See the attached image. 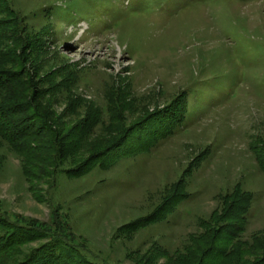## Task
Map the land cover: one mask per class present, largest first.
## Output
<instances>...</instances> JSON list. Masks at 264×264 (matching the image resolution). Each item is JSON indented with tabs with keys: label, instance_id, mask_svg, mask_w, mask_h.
Segmentation results:
<instances>
[{
	"label": "rangeland",
	"instance_id": "374dc122",
	"mask_svg": "<svg viewBox=\"0 0 264 264\" xmlns=\"http://www.w3.org/2000/svg\"><path fill=\"white\" fill-rule=\"evenodd\" d=\"M8 1L25 31L22 41H0V67L16 70L3 53L32 43L27 99L41 104L49 128L61 140L94 123L56 162L54 136L32 138L39 152L0 137V212L41 222L60 213L98 264H183L185 245L236 189L251 196L240 240L264 234L255 159L264 154V0ZM176 104L180 123L158 127L165 132L147 150L68 173L119 127ZM168 199L165 218L141 223Z\"/></svg>",
	"mask_w": 264,
	"mask_h": 264
},
{
	"label": "trees",
	"instance_id": "16d2710c",
	"mask_svg": "<svg viewBox=\"0 0 264 264\" xmlns=\"http://www.w3.org/2000/svg\"><path fill=\"white\" fill-rule=\"evenodd\" d=\"M9 9V1L0 0V16L2 12L6 14L5 19L0 18L2 43L7 40L22 41L23 36L19 37V32L25 31L23 27H20L19 20L16 21L13 12L7 13ZM8 26L10 29H7L8 32L5 35L3 33ZM32 46L30 43L26 49H33ZM26 49L22 54L11 51L3 53L5 58L9 59L10 66L14 61L18 64L15 67L16 70L0 67V137L15 148L22 150L24 147L29 152H39L43 150L41 146V149L36 145H34L35 148L31 146L30 141L34 140L32 138H40L44 132L50 137L54 136L49 151L52 152L53 160L56 162L77 149L81 133L88 131L87 128L94 123V119L87 124L89 127L83 129L77 127L76 133H68L59 140V134L50 129L49 124L47 125L49 115L42 113L41 104L27 99L29 92L35 88L36 80L26 71ZM34 52L32 50L31 53ZM26 87L30 88L28 93L25 92ZM164 112L167 114L161 115L160 111L150 114L148 119L135 126L119 127V137L115 141L106 147L94 150L91 157L82 163L79 161L74 167H69L68 173L74 176L84 175L98 163L111 162L110 158L116 152L127 157L147 150L156 139L163 135L161 133L165 132H157L158 127L167 124L168 129L165 130L171 131L174 125L180 123L177 118L178 104L175 109L170 107ZM12 121H15V124ZM72 137H75L74 140H66ZM261 147L264 150L262 145ZM255 159L264 172V154H255ZM236 190L232 201L222 207L219 215L217 214L212 221L208 219L202 223L205 226L204 232L192 237L189 248L185 245L184 251L189 258L187 261L182 258L183 264H264V234L255 235L248 245L246 241L240 240L244 216L250 208L251 196L249 193L242 195L239 189ZM177 199L173 197L174 203ZM165 202L153 215L141 223L165 218L168 213L169 199ZM85 243L82 238L74 235L65 217L60 213L53 212L49 222H41L0 212V264H98L84 252ZM246 254L253 256V260L244 259Z\"/></svg>",
	"mask_w": 264,
	"mask_h": 264
}]
</instances>
